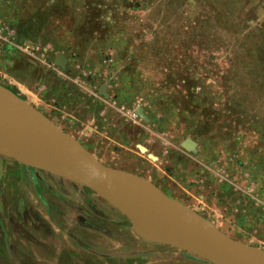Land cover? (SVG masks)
Segmentation results:
<instances>
[{"label":"rangeland","instance_id":"rangeland-1","mask_svg":"<svg viewBox=\"0 0 264 264\" xmlns=\"http://www.w3.org/2000/svg\"><path fill=\"white\" fill-rule=\"evenodd\" d=\"M2 90L264 250V0H4ZM62 180L0 155V264H111L97 242L131 222Z\"/></svg>","mask_w":264,"mask_h":264},{"label":"water","instance_id":"water-1","mask_svg":"<svg viewBox=\"0 0 264 264\" xmlns=\"http://www.w3.org/2000/svg\"><path fill=\"white\" fill-rule=\"evenodd\" d=\"M67 61L59 56L56 65L64 69ZM138 115L149 121L141 109ZM182 146L192 151L195 143L187 140ZM0 155L92 191L152 242L212 264H264V250L228 237L149 181L108 168L54 122L4 90L0 91Z\"/></svg>","mask_w":264,"mask_h":264},{"label":"crops","instance_id":"crops-1","mask_svg":"<svg viewBox=\"0 0 264 264\" xmlns=\"http://www.w3.org/2000/svg\"><path fill=\"white\" fill-rule=\"evenodd\" d=\"M68 63V61H67ZM45 117L57 124L62 130L71 135L69 131L63 128V124L52 119V116L45 113ZM84 147V146H83ZM185 149V148H184ZM186 150V149H185ZM190 154L197 151V145L192 151L186 150ZM195 172V173H194ZM197 171H192L191 176H195ZM62 179V178H59ZM66 181V180H62ZM92 197L89 192L87 194ZM205 199V198H204ZM96 198H93V203H96ZM190 209L194 210V206L197 203L190 199V202L183 203ZM110 207V206H109ZM110 212L111 208H106ZM212 223V221H210ZM106 233L102 236V240L97 242L102 252H105L104 259L111 264H209L210 262L196 258L193 263L191 254H185L184 252H177L168 245L158 244L148 240L139 235L133 226H106ZM188 260V261H187ZM212 264V263H211Z\"/></svg>","mask_w":264,"mask_h":264}]
</instances>
